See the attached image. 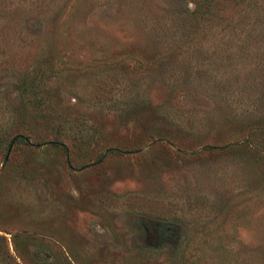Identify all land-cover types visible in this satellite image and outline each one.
Returning a JSON list of instances; mask_svg holds the SVG:
<instances>
[{
    "label": "rangeland",
    "instance_id": "1",
    "mask_svg": "<svg viewBox=\"0 0 264 264\" xmlns=\"http://www.w3.org/2000/svg\"><path fill=\"white\" fill-rule=\"evenodd\" d=\"M203 1L0 0V234L20 263L264 264V0L189 13ZM49 61L61 140L23 128L7 149L5 96Z\"/></svg>",
    "mask_w": 264,
    "mask_h": 264
},
{
    "label": "trees",
    "instance_id": "2",
    "mask_svg": "<svg viewBox=\"0 0 264 264\" xmlns=\"http://www.w3.org/2000/svg\"><path fill=\"white\" fill-rule=\"evenodd\" d=\"M211 6V0H204L203 2L194 4L193 8L189 10V13H194V17H199L198 15L201 13H208ZM52 61H49L47 65L41 68L31 67L26 70V73H22L21 77L15 82L13 91H9V93L6 91L8 93L5 96L7 99L4 100L5 105L2 107L7 108L8 117H10V127L12 129L15 128L12 131L13 136L16 134H18L17 136H22L23 128H26L33 137L37 138L41 136L48 141L60 142L63 133L57 125L58 123L53 124L59 117L53 111L55 103H51L49 97L37 93L41 85L48 87L47 80L51 74L55 76L56 72H58L52 68ZM2 97L0 95V103L3 102ZM37 125L43 129L38 128ZM47 135L50 136L47 137ZM74 138L76 140L80 137L77 135ZM14 237L15 233L11 235L10 242L15 249L16 242ZM0 264H22L16 260L15 256L9 250L8 240L4 234H0Z\"/></svg>",
    "mask_w": 264,
    "mask_h": 264
},
{
    "label": "water",
    "instance_id": "3",
    "mask_svg": "<svg viewBox=\"0 0 264 264\" xmlns=\"http://www.w3.org/2000/svg\"><path fill=\"white\" fill-rule=\"evenodd\" d=\"M17 135H18V134L14 135V136L11 138V140H10L9 143H8V147H7V149L10 148L13 139H14Z\"/></svg>",
    "mask_w": 264,
    "mask_h": 264
}]
</instances>
